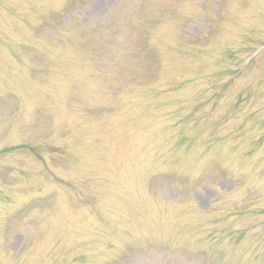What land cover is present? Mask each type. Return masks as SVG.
Returning a JSON list of instances; mask_svg holds the SVG:
<instances>
[{"label": "rangeland", "instance_id": "rangeland-1", "mask_svg": "<svg viewBox=\"0 0 264 264\" xmlns=\"http://www.w3.org/2000/svg\"><path fill=\"white\" fill-rule=\"evenodd\" d=\"M0 264H264V0H0Z\"/></svg>", "mask_w": 264, "mask_h": 264}]
</instances>
